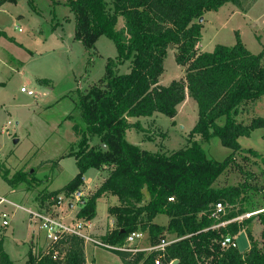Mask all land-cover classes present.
Returning <instances> with one entry per match:
<instances>
[{
  "label": "trees",
  "instance_id": "obj_1",
  "mask_svg": "<svg viewBox=\"0 0 264 264\" xmlns=\"http://www.w3.org/2000/svg\"><path fill=\"white\" fill-rule=\"evenodd\" d=\"M226 4L245 9L241 0L69 3L76 18L75 38L88 50L94 49L103 35L113 38L119 62L131 61V70L120 75L109 63L104 86L93 87L79 99L81 124L74 125V131L81 137L76 154L78 174L51 195L70 196L82 185L89 170L111 168L106 187L89 200L84 199L77 218L93 220L98 200L112 191L120 205L108 209L116 227L102 238L105 243L123 245L136 231L147 233L151 246L163 238L177 239L164 252L112 251L124 264H156L159 257L161 264L174 260H179V264H264V233L259 241L247 228L251 248L241 253L239 249L223 250L220 242L224 236L238 235L243 227L235 223L226 229H212L219 222L211 217L218 202L233 208L227 209L226 219L259 211L255 204H246L245 196L250 189L247 182L221 187L219 178L236 164L237 153H244L246 160L247 155L260 156L254 150L242 149L239 139L264 128V118L254 114L256 105L264 100V46L255 55L238 36L234 46L217 45L213 52L197 51L202 39L200 18ZM120 18L124 26L117 30ZM171 44L177 51V64L185 68V76L166 87L160 84V79L165 73L164 63ZM188 97L198 107V120L190 138L199 137L203 142L219 138L224 147L232 150L224 162L208 159L197 140L190 148L171 154L151 153L126 140L128 131L138 129V123L132 124L130 119L151 118L155 114L174 118ZM92 138L98 140V146L90 145ZM1 175L12 187L24 178L9 179L8 172L2 170ZM170 197L175 202H169ZM158 215L169 217V224H156ZM260 221L264 225V213L260 214ZM64 243L67 254L63 264H86L82 239L71 237ZM30 258V264H62L52 255L39 261ZM0 264H14L2 243Z\"/></svg>",
  "mask_w": 264,
  "mask_h": 264
},
{
  "label": "rangeland",
  "instance_id": "obj_2",
  "mask_svg": "<svg viewBox=\"0 0 264 264\" xmlns=\"http://www.w3.org/2000/svg\"><path fill=\"white\" fill-rule=\"evenodd\" d=\"M71 1L0 0V81L4 83L0 86V196L32 209L44 208V203L52 200L51 193L63 189L78 173L76 154L81 137L74 131V125L81 124L79 99L93 87L104 86L109 63L120 75L131 70V61L119 62L113 38L99 37L92 50L75 38L76 18L69 6ZM241 1L244 11L226 4L219 11L207 14L206 20L200 23L203 38L198 53L213 52L217 45H235L238 36L253 54L262 52L264 0ZM123 26L120 18L116 29ZM176 53V48L168 50L165 73L160 80L163 86L184 79L185 68L177 64ZM22 87L34 91L36 96L22 93ZM260 110L264 113V108ZM197 120V103L188 98L178 107L174 118L155 114L151 118L130 119V123H138V129L128 131L126 140L148 152L160 154L186 150L197 140L208 159L224 162L232 150L224 147L219 138L209 142L199 137L190 138ZM262 135L264 129L256 132L252 141L244 139L242 143L246 147L250 143L264 151ZM98 144V140L92 138L90 145ZM244 157V153L235 155L236 164L223 173L219 185L241 186L247 182L250 189L245 196L246 204H255L259 211H249L242 217L253 223L264 213V158L247 155L246 160ZM1 170L8 172L9 179L24 178L12 187L2 178ZM111 173V168L102 167L84 175L79 188L86 191V199L106 187ZM86 180L90 182L87 184ZM112 196V191H107L102 196L107 200L103 198L97 203L94 219L100 223L93 224L97 235L116 227L108 215L109 206L117 203V197ZM144 201H148L147 196ZM80 208L77 203L73 208L65 205L64 213ZM228 208L231 210L232 206ZM7 209L1 206L0 212ZM10 211L9 227H2L0 216V244L9 258L15 264H30L31 256L38 261L50 256L43 232L39 233L29 215L13 207ZM248 213L254 215L245 218ZM167 219L166 215H158L155 221L162 225ZM241 242L245 245L243 237ZM150 246L148 235L144 233L138 247ZM66 254V249H60L55 261L63 264ZM116 257L118 255L112 251L87 247V264H94V259L97 264H121Z\"/></svg>",
  "mask_w": 264,
  "mask_h": 264
},
{
  "label": "built area",
  "instance_id": "obj_3",
  "mask_svg": "<svg viewBox=\"0 0 264 264\" xmlns=\"http://www.w3.org/2000/svg\"><path fill=\"white\" fill-rule=\"evenodd\" d=\"M21 92L28 96H36L34 91L26 87H22ZM84 199H86V191L79 188L68 197L65 194L53 196L51 201L44 203V208L32 209L15 203L6 196H0V207L5 206L8 208L0 212L2 219L1 225L5 228L10 226L12 214V211H10L11 207L15 210L26 212L31 222L38 227L39 233L43 232V238L47 243L46 250L53 258H56L59 250L65 247L64 241L71 237H78L84 241V244L89 243L95 247H100L109 251L129 252L132 254H137L139 252H164L169 245L175 242L168 240V238H163L155 246L139 248V242L144 239V232L141 231L131 233L123 245H111L105 243L103 240L96 239L88 232V225L85 219H79L76 215L73 219L69 220L64 214L63 208L65 205H69V207L73 208L74 204L77 203L81 207L84 204ZM169 202H175V198L170 197ZM227 209L228 205L224 202H218L214 205L211 211V217L219 222L212 226V229H219L221 225H223L221 219L226 215ZM253 215L254 213H248L245 218H250ZM220 245L223 250L232 248L238 249L237 239L235 236L231 235L224 236ZM156 264H161L160 257L157 258Z\"/></svg>",
  "mask_w": 264,
  "mask_h": 264
},
{
  "label": "crops",
  "instance_id": "obj_4",
  "mask_svg": "<svg viewBox=\"0 0 264 264\" xmlns=\"http://www.w3.org/2000/svg\"><path fill=\"white\" fill-rule=\"evenodd\" d=\"M237 10L239 9V8H237L236 6H234ZM240 10V9H239ZM244 11V10H243ZM209 13V12H208ZM207 13V14H208ZM207 14H205V16H204V20H206V16H207ZM202 38H203V36H202ZM202 42V39H201V41L198 43V45H197V49L199 48V45H200V43ZM245 45V44H244ZM232 46H234V45H232ZM264 46V45H263ZM247 48V47H246ZM250 51V50H249ZM251 52V51H250ZM201 53H203V52H201ZM185 75V74H184ZM161 80V79H160ZM1 85H4V83L3 82H1L0 81V86ZM189 98V97H188ZM187 98V99H188ZM182 105V104H181ZM262 108H264V100H262V101H260L257 105H256V108H255V115L256 116H259V117H262V118H264V113H261L260 111V109H262ZM262 129H264V128H262ZM262 129H258V130H256V131H254L252 134H251V136L250 137H242V138H240L239 139V143H240V146H241V148L242 149H246V150H248V149H251V150H254V151H256L260 156H262L263 158H264V151H261V150H258V149H256V148H254V146H252L250 143H249V145L250 146H248V147H246V146H244L243 145V143H242V141L244 140V139H246V140H249V141H252V138L255 136V134H256V132H258V131H260V130H262ZM263 133V132H262ZM263 139H264V135H262L261 136ZM78 174V173H77ZM222 176H220V178H221ZM90 181H88V180H86V183L88 184ZM90 188L91 187H89V190H90ZM113 197H115V196H112V198ZM104 197H102V198H100L99 200H98V202L100 201V200H102ZM116 198V197H115ZM105 199V198H104ZM105 200H107V199H105ZM97 202V203H98ZM113 206H118V198H117V203L115 204V205H110L109 206V208L110 207H113ZM71 208V207H70ZM108 208V209H109ZM64 209V208H63ZM79 211H80V209L78 210V211H76V212H71V211H65V215L69 218V220L70 219H73V217H75L78 213H79ZM230 211H233V208L230 210ZM228 212L229 211H227V213H226V215L228 214ZM235 212H236V210H235ZM264 212V211H263ZM108 215L110 216V218H111V224L112 223H114V218H112V216L109 214V212H108ZM225 215V216H226ZM258 215V214H257ZM224 216V217H225ZM243 215H241V216H237V217H234V218H228V219H226V218H222L221 219V221H223V225H221V227L220 228H224V229H226L228 226H230V225H232V224H238L240 227H243V230L242 231H240L239 233H238V235H235V237H236V239H237V242H238V249H239V251L241 252V253H245V252H247V251H249L250 250V248H251V242H250V239H249V237H248V235H247V232H246V230H247V228L248 229H250L252 232H253V235H254V237L257 239V240H259V241H262V239H263V233H264V225H262V223H261V221L260 220H256V221H254L253 223L252 222H250V223H247L246 222V220L247 219H244L243 217H242ZM157 218V217H156ZM244 219V220H243ZM156 220V219H155ZM154 220V222L156 223V221ZM169 221H170V219H169V217H168V219H167V221H166V223H163L162 224V226H167L168 224H169ZM86 222H87V225H88V232L94 237V238H96V239H100V240H102V238L107 234V232H108V230L106 229V232H102L100 235H97V232H96V230H95V227H94V222H98V223H100L99 221H95V219L94 220H92V222L91 221H88V220H86ZM157 224V223H156ZM110 225V224H109ZM107 227H108V225H107ZM219 228V229H220ZM110 230H112V229H110ZM241 237H243L244 239H245V245H243V243L241 242ZM172 241H177V239H175V237H173L172 239H171ZM142 241V240H141ZM141 241L139 242V243H141ZM88 246H92L93 248H95V246H93V245H91V244H89V243H87V244H85V249H84V251H85V259H86V264L88 263V258H87V247ZM241 247H243L242 249H241ZM143 248V247H142ZM5 250V249H4ZM7 253V252H6ZM145 253V252H144ZM117 258V257H116ZM119 258V259H118ZM118 260H120L121 261V264H124L123 262H122V260L120 259V257L118 256ZM14 262V264L16 263L15 261H13ZM94 264H97V262H95V259H94Z\"/></svg>",
  "mask_w": 264,
  "mask_h": 264
},
{
  "label": "water",
  "instance_id": "obj_5",
  "mask_svg": "<svg viewBox=\"0 0 264 264\" xmlns=\"http://www.w3.org/2000/svg\"><path fill=\"white\" fill-rule=\"evenodd\" d=\"M203 20H204V17L200 18L199 23L203 22ZM173 48H174V46L171 44L170 49H173ZM14 143L17 144L18 140H15ZM103 146L105 147V145H103ZM171 264H179V260H174Z\"/></svg>",
  "mask_w": 264,
  "mask_h": 264
}]
</instances>
